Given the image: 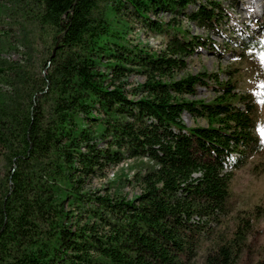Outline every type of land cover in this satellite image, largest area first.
I'll use <instances>...</instances> for the list:
<instances>
[{
    "label": "trees",
    "instance_id": "16d2710c",
    "mask_svg": "<svg viewBox=\"0 0 264 264\" xmlns=\"http://www.w3.org/2000/svg\"><path fill=\"white\" fill-rule=\"evenodd\" d=\"M222 10L216 0H0V264H196L204 242L205 264L245 262L251 219L221 225L232 170L260 146L254 105L217 74L218 95L188 98L208 75H178L185 56L219 46L147 16L218 31ZM132 19L163 33L162 48L130 43ZM132 73L143 80L130 86ZM125 158L147 159L137 195L85 189Z\"/></svg>",
    "mask_w": 264,
    "mask_h": 264
},
{
    "label": "rangeland",
    "instance_id": "374dc122",
    "mask_svg": "<svg viewBox=\"0 0 264 264\" xmlns=\"http://www.w3.org/2000/svg\"><path fill=\"white\" fill-rule=\"evenodd\" d=\"M205 1V0H201ZM225 8L220 18L218 31L202 28L196 22H191L183 15H171L169 12H160L157 15L147 14L151 19L162 21L174 17L180 20L189 35L209 37L218 50L204 47L197 52L185 56V68L178 75L186 73L205 72L206 84H199L193 96L188 98L211 100L220 92L215 88L214 74L219 81L230 78L236 80L235 91L247 94L254 105V129L260 146L246 154L242 164L233 169L230 180L228 198L229 213L221 226L232 230L236 217L243 215L251 219L253 233L248 236V247L245 252L246 259L242 264H258L264 260V0H257V5L250 10L245 0H216ZM193 7V6H191ZM250 10V11H249ZM228 11L230 17L225 13ZM248 12V14H247ZM131 29L126 38L130 43L145 46L147 49L158 51L163 46L164 34L151 31L143 22L132 19ZM241 33L247 35L254 43L253 46H244L239 41ZM212 45V44H211ZM226 49H231L229 52ZM7 55L18 57L16 52L10 51ZM227 71H229L227 73ZM230 73V74H229ZM129 85H135L143 80L138 73L128 76ZM243 107L242 102H237ZM182 119L189 126L205 125L201 117H191L183 113ZM146 158H125L117 164L107 167L102 177H93L86 184L85 189L91 191H116L127 198H133L139 193L133 175L142 172ZM227 170H231L229 165ZM207 242L200 248L196 264L204 263V253Z\"/></svg>",
    "mask_w": 264,
    "mask_h": 264
},
{
    "label": "bare ground",
    "instance_id": "6f19581e",
    "mask_svg": "<svg viewBox=\"0 0 264 264\" xmlns=\"http://www.w3.org/2000/svg\"><path fill=\"white\" fill-rule=\"evenodd\" d=\"M245 2L248 4V7L250 10H253L254 9V5H257V0H245ZM249 10V11H250ZM248 14V12H247Z\"/></svg>",
    "mask_w": 264,
    "mask_h": 264
}]
</instances>
